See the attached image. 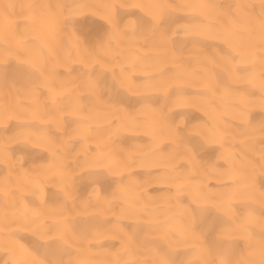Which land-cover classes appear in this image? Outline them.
<instances>
[{
    "label": "bare ground",
    "instance_id": "1",
    "mask_svg": "<svg viewBox=\"0 0 264 264\" xmlns=\"http://www.w3.org/2000/svg\"><path fill=\"white\" fill-rule=\"evenodd\" d=\"M0 264H264V0H0Z\"/></svg>",
    "mask_w": 264,
    "mask_h": 264
}]
</instances>
